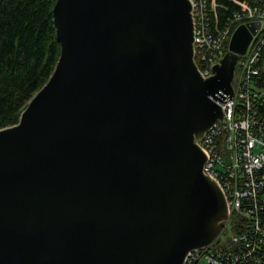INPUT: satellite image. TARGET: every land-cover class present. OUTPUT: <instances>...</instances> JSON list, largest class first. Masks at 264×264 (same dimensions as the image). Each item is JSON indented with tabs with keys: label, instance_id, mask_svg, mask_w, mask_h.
Masks as SVG:
<instances>
[{
	"label": "water",
	"instance_id": "1",
	"mask_svg": "<svg viewBox=\"0 0 264 264\" xmlns=\"http://www.w3.org/2000/svg\"><path fill=\"white\" fill-rule=\"evenodd\" d=\"M190 0H57L61 54L0 130V264H185L231 233L199 145L233 97L242 25L204 79ZM228 239V238H227Z\"/></svg>",
	"mask_w": 264,
	"mask_h": 264
},
{
	"label": "built area",
	"instance_id": "2",
	"mask_svg": "<svg viewBox=\"0 0 264 264\" xmlns=\"http://www.w3.org/2000/svg\"><path fill=\"white\" fill-rule=\"evenodd\" d=\"M194 59L204 79L229 50L238 27L259 23L233 80L234 96L219 97L223 123L199 141L204 173L221 187L238 233L188 254L185 264H264V0H190ZM229 14L221 22V13ZM230 218L228 227L230 228ZM231 241L233 248L221 247Z\"/></svg>",
	"mask_w": 264,
	"mask_h": 264
},
{
	"label": "trees",
	"instance_id": "3",
	"mask_svg": "<svg viewBox=\"0 0 264 264\" xmlns=\"http://www.w3.org/2000/svg\"><path fill=\"white\" fill-rule=\"evenodd\" d=\"M57 0H0V130L19 123L30 100L49 81L61 54L54 23ZM223 23L229 14L222 11ZM264 217V213H263ZM242 218L231 215L238 233ZM227 248H233L227 241Z\"/></svg>",
	"mask_w": 264,
	"mask_h": 264
},
{
	"label": "rangeland",
	"instance_id": "4",
	"mask_svg": "<svg viewBox=\"0 0 264 264\" xmlns=\"http://www.w3.org/2000/svg\"><path fill=\"white\" fill-rule=\"evenodd\" d=\"M231 236H232V233H229L227 236L223 235V236H222V240L225 241L227 238H229V237H231ZM226 242H227V241H226ZM226 244H227V243H224L221 247L226 248V247H227Z\"/></svg>",
	"mask_w": 264,
	"mask_h": 264
}]
</instances>
